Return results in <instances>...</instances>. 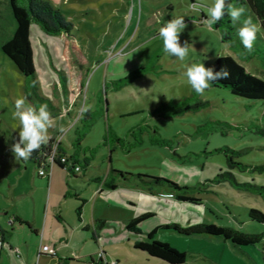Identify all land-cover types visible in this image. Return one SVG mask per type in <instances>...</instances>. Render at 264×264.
I'll return each instance as SVG.
<instances>
[{"label": "rangeland", "instance_id": "obj_1", "mask_svg": "<svg viewBox=\"0 0 264 264\" xmlns=\"http://www.w3.org/2000/svg\"><path fill=\"white\" fill-rule=\"evenodd\" d=\"M53 1L73 23L72 36L46 33L37 22H31L29 30L38 95L50 98L52 108L37 95L32 78L18 70L1 49V42L10 36L16 21L9 0H0V191L9 192V183L14 181L23 186L38 184L37 192L44 196L45 186L41 182L46 181L50 168L36 182V169L30 160L25 163L19 159L16 163L12 159L6 163L4 156L13 158L12 145L18 142L20 124L13 116L15 101L24 97L27 105L37 109L46 104L55 119V127L49 128L48 134L61 139L68 153L80 149L81 158L84 155L91 158L90 166L77 170L81 177L74 182L88 199L84 211L91 223L93 214L113 219L98 230V248L105 250L104 264H171L134 248V239L127 241L123 237L121 219L138 213L152 201L171 207L172 197L128 181L117 182L115 188L102 184L103 189L97 194L93 182H87L101 177L111 162L116 169L195 184L228 167L225 151L218 149L226 146L239 151L235 159L242 163L249 166L264 163V134L256 128L257 124H264V98L237 95L229 88L211 84L203 94H198L185 75L186 66L192 63L213 68L218 55L231 54L247 70L264 78V35L257 33L251 51L242 45L239 34L235 38L240 47L223 40L220 29L204 22L214 0ZM177 17H184L187 25L179 37L181 45L189 42L184 61L164 51L159 35L160 28ZM63 58L70 73L69 98L59 87ZM139 68L143 71L126 84L112 85V80ZM180 100V104L171 103ZM199 101L207 103L193 107ZM87 111L90 115L83 114ZM78 119L92 122L82 136L81 145L74 139L76 128L80 131L83 128ZM233 170L239 180L255 177L253 181L264 183V171L249 172L237 166ZM212 189L196 192L202 202L191 203L200 215L185 206L182 210L188 217L187 221L180 219L183 224L204 219L244 231H263L264 224L248 214L251 206L264 210L260 195L228 182L216 184ZM150 209L155 216L141 223L144 229H153L163 219H173L166 208ZM156 236L187 250L186 261L177 264H264V240L236 245L229 239L223 241L221 236L182 234L172 229H158ZM36 254L35 251L32 259L36 264H59L57 258ZM93 256L97 261L98 252L94 251Z\"/></svg>", "mask_w": 264, "mask_h": 264}, {"label": "trees", "instance_id": "obj_2", "mask_svg": "<svg viewBox=\"0 0 264 264\" xmlns=\"http://www.w3.org/2000/svg\"><path fill=\"white\" fill-rule=\"evenodd\" d=\"M227 2L237 7H243L245 9V13L241 18V21L234 24L230 16L227 15L226 9L225 16L216 24L212 25L215 28L220 29L223 40L231 41L235 46L240 47L241 45L236 41L235 36L239 33L243 19L247 17L252 18L253 22L259 26L260 30L258 32H261L264 35V0H227ZM9 3L16 25L11 30L10 36L1 42V49L14 62L18 70L26 76L32 78L33 88L38 95L39 86L36 79L33 50L29 37L31 22H37L40 28L46 33H64L68 36H72L71 31L74 26L72 22L65 18L62 10L55 5L52 0H9ZM221 67H224L229 71V78L210 81L211 85L229 88L234 94L249 98H264V78L247 70L246 67L234 56L231 54L218 55L214 60L213 70L219 71ZM62 70L63 71L60 72V88L67 94L69 91L68 71L65 66ZM142 71L143 68L135 69L127 76L112 80V85L120 87L132 80L136 74H139ZM38 96L44 101H47L52 108L54 107L48 98L41 97V95ZM181 102L182 100L173 101L171 103L176 105ZM206 103L207 101H199L193 107L197 108ZM89 113V111L86 113L83 112L84 115H90ZM80 121L82 122L83 128L81 134H78L75 138V143L79 145L81 143L82 136L86 135V130H88L92 125L91 120L86 121L84 119H80ZM256 128L260 133L264 134V124H257ZM48 137V142L42 145L40 149L34 151L30 157L34 160L37 167H47L49 166V162L53 161L54 165L67 167L71 164L68 166L69 170H72L73 168L75 169L77 152H73L71 155H68V163H62L60 161V156L67 154L61 146V141H56L52 136ZM218 149L225 151L228 167L226 169L221 168L212 177L205 178L195 184H182L166 176L141 172L134 173L124 169H116L114 167L110 168L109 176L113 180L133 182L134 184L144 187L151 192L168 193L180 201L193 203L202 202V197L196 192L212 191V187L214 185L222 182H228L240 190L258 194L264 200V183L253 181L256 179L255 177H252V180H239L233 170L234 167L237 166L240 170L263 172L264 163L249 166L235 159L239 153L238 150L229 146ZM53 150L56 151L55 156H52ZM181 160H185L184 157H182ZM84 162H88L87 159H85ZM77 165L80 166V164ZM110 186L114 187L116 186V183L113 181ZM248 214L250 218L264 224V210L251 206ZM152 215H154V212L147 210L131 217L127 221L125 229L134 237V240L132 241L134 248L144 250L148 254L162 258L171 264L183 263L186 261L188 252L187 250L177 248L168 241L161 240L156 237L155 234L159 228H170L182 234L204 233L217 235L221 236L223 241L229 239L236 245L257 244L264 240V229L261 232L244 231L232 225L218 224L204 219L190 224H183L179 221H171L162 223L151 230H144L141 223ZM94 261V256H90L87 263L92 264ZM96 264H104L103 256H99Z\"/></svg>", "mask_w": 264, "mask_h": 264}, {"label": "crops", "instance_id": "obj_3", "mask_svg": "<svg viewBox=\"0 0 264 264\" xmlns=\"http://www.w3.org/2000/svg\"><path fill=\"white\" fill-rule=\"evenodd\" d=\"M63 34L64 33L61 35ZM66 46H69V49L71 48L72 50L71 45L68 44ZM63 63H65L63 67L65 66L68 71L66 58H63ZM69 74L68 71L69 91L67 94L63 92L66 98H69L72 93ZM48 99L50 100V98ZM79 121L80 119H78V122ZM81 131L79 128H76V136L78 134L80 135ZM48 136H52L56 141L60 140L62 142L61 139L55 137V134H48ZM61 146L63 147L62 143ZM63 149L67 155H71V153L66 151L65 147H63ZM74 152H77L76 165L80 164V169H86L90 166L89 162L91 158H89V156L84 155L83 158H81L80 149H76ZM4 159L6 163H9V160L12 159L16 163L19 162V159H16L15 155L10 159L5 155ZM85 159H87L88 162H84ZM29 160L33 168L36 169L35 180L37 182V180L41 179L44 175L39 174V168L32 158L28 160L23 159V162L26 163ZM70 165L71 164L68 166ZM68 166L54 165L49 170V174L45 177L46 181L41 182L43 186H45L44 196H40L37 192L39 187L38 184L35 187H31V184H24L23 186L22 183H19L16 185L14 181H10V191H6L9 195L6 192L0 191V233H2L4 239L8 242L0 249V264H36L35 261L32 260L34 259L35 251L37 257L49 256L50 258H57L59 264H88L87 260L90 256H93V252H98L100 250L98 248V230L108 225V221H112L113 219L109 217H95L93 214V222L91 223L88 220L84 211V204H86L88 199L83 197L82 193H80L79 185L74 182L81 176H79L80 174H78L76 169L73 168L69 170ZM111 167H113L112 163L108 162V168L101 177L95 176L90 178L89 182H87V184L93 182L95 189L98 190L97 194L103 189L102 184L110 186L114 181L117 186V182H120L118 180H113L109 176ZM82 179L84 180V178ZM116 186L110 187L115 188ZM159 194L172 197L171 200L174 201L173 205L171 207L167 205V207L163 202L154 203L152 201L151 204L146 203V208L139 209L138 213L125 215L121 219L124 239L127 241H130L131 238L134 239L133 235L125 229V225L131 217L147 210L154 212V215L149 218L155 216V211L150 209L151 206L160 209L166 208V212L173 216L171 221H179L180 223H182L181 220L187 221L188 216L186 217L184 210H182L185 206L195 214L200 215V212L193 208V203L177 200L168 193ZM173 206H176V209H174ZM9 208H11V210H9ZM179 213L180 216H178ZM163 221L164 222L158 225L171 222L166 219H163ZM144 222L145 220L143 223ZM57 243H59V245H57ZM43 244L54 247L56 253L49 254L45 251L40 252ZM31 247L33 248L32 252L30 250Z\"/></svg>", "mask_w": 264, "mask_h": 264}, {"label": "clouds", "instance_id": "obj_4", "mask_svg": "<svg viewBox=\"0 0 264 264\" xmlns=\"http://www.w3.org/2000/svg\"><path fill=\"white\" fill-rule=\"evenodd\" d=\"M230 16L235 24L241 21L245 9L234 6L227 0H214L213 6L209 8V15L204 21L209 27L220 21L226 14ZM187 27L184 17L173 18L164 24L159 30L163 39L164 51L180 61H184L189 53V42L180 43V33ZM259 26L253 22L251 17L243 19L239 29V37L243 46L251 51L257 38ZM185 75L191 87L198 93L203 94L210 86V81L228 79L229 71L221 67L214 71L212 67L206 68L204 63H192L186 66ZM14 118L19 120V141L12 145V152L16 159L28 160L32 153L48 142V129L55 127V119L52 117L46 104L38 109L26 104V98H18L15 101Z\"/></svg>", "mask_w": 264, "mask_h": 264}, {"label": "built area", "instance_id": "obj_5", "mask_svg": "<svg viewBox=\"0 0 264 264\" xmlns=\"http://www.w3.org/2000/svg\"><path fill=\"white\" fill-rule=\"evenodd\" d=\"M56 155V151L55 150H53L52 151V156H55ZM60 161L62 162V163H65V162H69L68 161V155H61L60 156ZM54 166V163H53V161H50L49 162V166H42V167H40L39 169H38V172H39V174H41V175H46V169L49 167L50 169L52 168ZM75 169L76 170H78V169H80V166L79 165H75ZM41 251H45V252H47V253H49V254H55L56 253V251H55V248L54 247H52V246H50V245H48V244H43L42 246H41V249H40V252ZM98 254H99V256H103L104 255V252H103V250L102 249H100L99 251H98ZM92 264H96V260L94 261V263H92Z\"/></svg>", "mask_w": 264, "mask_h": 264}, {"label": "water", "instance_id": "obj_6", "mask_svg": "<svg viewBox=\"0 0 264 264\" xmlns=\"http://www.w3.org/2000/svg\"><path fill=\"white\" fill-rule=\"evenodd\" d=\"M7 243L8 242L4 239V236L2 235V233H0V249Z\"/></svg>", "mask_w": 264, "mask_h": 264}]
</instances>
